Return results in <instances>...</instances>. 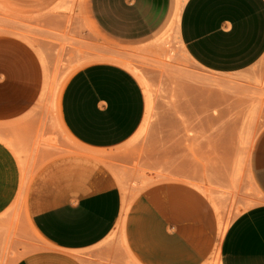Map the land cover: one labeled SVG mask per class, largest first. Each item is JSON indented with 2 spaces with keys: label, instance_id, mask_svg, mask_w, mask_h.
<instances>
[{
  "label": "crops",
  "instance_id": "obj_1",
  "mask_svg": "<svg viewBox=\"0 0 264 264\" xmlns=\"http://www.w3.org/2000/svg\"><path fill=\"white\" fill-rule=\"evenodd\" d=\"M173 5L174 0H88L103 35L125 43L154 36L169 23ZM177 32L198 65L238 72L264 54V0H186ZM44 78L35 49L0 33V123L17 122L34 108ZM146 107L142 83L123 64L93 61L69 76L58 118L81 150L49 160L30 179L25 217L37 243L28 244L30 251L13 264H127L125 257L134 264H203L213 255L220 220L203 190L165 180L129 201L102 159L137 132ZM253 174L264 193V131ZM19 178L18 154L0 140V217L16 199ZM115 232L120 245L108 242ZM221 264H264V206L229 228Z\"/></svg>",
  "mask_w": 264,
  "mask_h": 264
},
{
  "label": "rangeland",
  "instance_id": "obj_2",
  "mask_svg": "<svg viewBox=\"0 0 264 264\" xmlns=\"http://www.w3.org/2000/svg\"><path fill=\"white\" fill-rule=\"evenodd\" d=\"M0 33L29 43L45 71L34 108L17 122L0 123V140L18 154L20 167L16 199L0 217L4 264L37 243L25 217L32 176L49 160L81 150L58 118L62 88L75 70L108 56L139 74L147 99L137 132L102 158L129 201L156 182L185 181L208 195L229 228L264 206L253 174L254 150L264 131V54L238 72H214L187 55L170 23L137 42L104 36L91 19L88 0H0ZM113 240L120 245L118 232L108 242ZM214 259L203 264H215ZM125 262L134 264L128 257Z\"/></svg>",
  "mask_w": 264,
  "mask_h": 264
},
{
  "label": "bare ground",
  "instance_id": "obj_3",
  "mask_svg": "<svg viewBox=\"0 0 264 264\" xmlns=\"http://www.w3.org/2000/svg\"><path fill=\"white\" fill-rule=\"evenodd\" d=\"M185 1L186 0H174V5H173V9H172V13H171V16H170V19H169V23L171 24V25H174V26H176V27H178V24H179V19H180V13H181V10H182V7H183V5H184V3H185ZM183 45V44H182ZM185 50V49H184ZM106 60H109V61H113V62H118L119 64H123L124 65V63H123V60L122 59H120V58H114V57H111V56H108V57H106L105 58ZM124 66H126L127 68H129V70H131V67H130V65H124ZM133 73V72H132ZM137 74V76H139V74L138 73H136ZM203 78V77H202ZM207 78V77H206ZM197 79H199V78H197ZM197 79H195V80H197ZM208 80H209V78H208ZM214 80V79H213ZM212 80V81H213ZM199 81H201V82H203V83H206L205 84V86L207 85V87H208V89L210 88L208 85L209 84H207V80H205V79H201V77H200V79H199ZM210 81V80H209ZM210 83V85L212 84L211 83V81L209 82ZM215 83L217 84V85H219L220 84V82H219V80H218V82H217V80L215 81ZM201 85V84H200ZM221 85V84H220ZM220 85H219V87H220ZM202 86H204V84H202ZM214 85L212 84V87H213ZM212 87H211V90H212ZM215 88V87H214ZM221 89V88H220ZM59 98H60V96H59ZM58 103H59V101H58ZM62 127H63V125H62ZM64 128V127H63ZM64 130H65V128H64ZM66 131V130H65ZM67 132V131H66ZM68 133V132H67ZM69 134V133H68ZM70 136V135H69ZM248 160H249V158H248ZM248 163H249V161H248ZM128 202H127V200L125 199L124 200V203H123V210H122V212L123 213H125V211L127 210V207H128ZM228 231H229V226L224 222V220L222 219V218H220V224H219V242H218V245H217V247H216V249H215V251H214V253H213V255H214V263L215 264H221V251H222V243H223V241H224V239H225V237L227 236V233H228ZM0 264H4V261H3V258L0 256Z\"/></svg>",
  "mask_w": 264,
  "mask_h": 264
}]
</instances>
